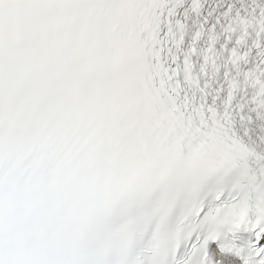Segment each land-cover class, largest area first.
Segmentation results:
<instances>
[{
  "label": "snow or ice",
  "instance_id": "1",
  "mask_svg": "<svg viewBox=\"0 0 264 264\" xmlns=\"http://www.w3.org/2000/svg\"><path fill=\"white\" fill-rule=\"evenodd\" d=\"M0 264H264V0H0Z\"/></svg>",
  "mask_w": 264,
  "mask_h": 264
}]
</instances>
